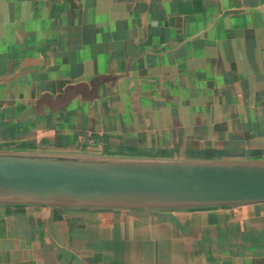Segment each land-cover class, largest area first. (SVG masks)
Here are the masks:
<instances>
[{"label": "crops", "instance_id": "obj_1", "mask_svg": "<svg viewBox=\"0 0 264 264\" xmlns=\"http://www.w3.org/2000/svg\"><path fill=\"white\" fill-rule=\"evenodd\" d=\"M0 152L264 162V0H0ZM17 208L0 264H264V203Z\"/></svg>", "mask_w": 264, "mask_h": 264}, {"label": "water", "instance_id": "obj_2", "mask_svg": "<svg viewBox=\"0 0 264 264\" xmlns=\"http://www.w3.org/2000/svg\"><path fill=\"white\" fill-rule=\"evenodd\" d=\"M264 203V162L0 152V205L179 210Z\"/></svg>", "mask_w": 264, "mask_h": 264}, {"label": "rangeland", "instance_id": "obj_3", "mask_svg": "<svg viewBox=\"0 0 264 264\" xmlns=\"http://www.w3.org/2000/svg\"><path fill=\"white\" fill-rule=\"evenodd\" d=\"M24 206H27V205H10V204H2V205H0V207H4L6 213L17 212L18 210L20 211V208H17V207H24ZM38 207H40V206H38ZM11 208H14V210H11ZM86 209H94V210H99V211L110 210V209H103V208H99V209L98 208H86ZM115 211H135V210H115ZM20 212H22V211H20Z\"/></svg>", "mask_w": 264, "mask_h": 264}]
</instances>
